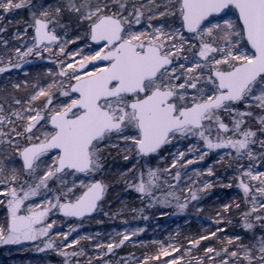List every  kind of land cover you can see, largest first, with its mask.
I'll use <instances>...</instances> for the list:
<instances>
[{
    "label": "snow or ice",
    "instance_id": "1",
    "mask_svg": "<svg viewBox=\"0 0 264 264\" xmlns=\"http://www.w3.org/2000/svg\"><path fill=\"white\" fill-rule=\"evenodd\" d=\"M21 9L28 10L30 23L14 33L19 44L6 60L0 55V73L21 68L33 56L55 68L48 70L49 81L25 82L23 89L31 90L24 98L3 97L16 107L0 104V207L6 210L0 245L38 242L64 264H108L105 256L145 229L118 232L119 241L106 244L99 233L70 239L76 227L52 235L58 219L82 223L109 215L106 153L123 151L125 161H136L121 177L142 202L169 207L174 201L184 212L211 184L190 177L177 195L180 167L224 151L218 162L230 157L229 166L237 163V187L251 205L241 214L247 236L221 239L217 232L224 229L217 228L186 238L187 247L152 240V251L132 259L264 264V171L252 164L259 159L264 167V0H56L46 6L0 0V13ZM179 143L187 151L170 152L171 164L150 166ZM245 158L247 165L239 163ZM207 175H213L211 167ZM133 211L148 219L143 208ZM212 238L219 247L201 243ZM82 242L94 243L97 255L81 260L87 256ZM201 249L202 255L194 254Z\"/></svg>",
    "mask_w": 264,
    "mask_h": 264
},
{
    "label": "rangeland",
    "instance_id": "2",
    "mask_svg": "<svg viewBox=\"0 0 264 264\" xmlns=\"http://www.w3.org/2000/svg\"><path fill=\"white\" fill-rule=\"evenodd\" d=\"M54 2L56 0H35V3L45 6ZM0 17H2L0 18V27L6 28L5 32H0V55L5 56L6 60V52L19 44V41L14 38V33H22L24 31V28L30 23V14L27 9H21L7 14L0 13ZM147 23L148 21L145 19L144 24L146 25ZM30 36L31 29H29L28 33V37ZM28 37H25V39ZM4 41H8V49H5ZM28 60L30 62L24 63L19 69L12 68L6 73H0V104L6 110H10V108L16 106H10L9 103L4 101L3 97H7L9 101L13 96L24 98L27 91L31 90L30 87L28 90L23 89L25 82L31 86L34 83H44L50 80L47 73L49 68L54 69L55 65L50 64L47 58L39 59L33 56L29 57ZM13 83L21 84V90H14L12 88ZM177 149L187 151V144L179 143L174 147L170 146L163 153L165 160H153L150 166L153 168L157 166L163 168L166 164H171V156L169 153L176 152ZM254 150L258 151L257 149ZM124 155L125 153L123 151L112 150L110 153H106L105 156V182L109 185V191L104 204V210L109 215L105 216L103 213H99L91 219L84 220L82 223L78 221L65 222L62 219H58L57 225L52 233L53 237H55L57 231H68L69 227H76L77 232L72 233L70 239H74L78 235H95L99 233L100 243L106 244L111 240L118 242L120 239L116 235L118 232L133 228H144L145 231L140 233L139 236L134 237L131 242L125 243L124 246L129 249L125 256L119 257L118 249H116L114 254H108L104 257V260L108 264H119L121 261L125 262V264H134L133 256L142 258V254L145 251L153 250L151 245L152 240L180 245L179 237L181 235H185L186 238H198L200 235H208L210 232L216 231L217 228L224 229L223 232H217V236L221 239L225 236H233L236 234L247 236V233L242 227L241 214L247 211L251 205L245 204L243 192L237 187L238 181L236 180V176L239 174L237 171V163H232L229 166L230 157H226L223 161L218 162L221 156H225L224 151L212 153L205 157L203 161H197L189 165L187 169L180 167L179 170L181 171L182 179L179 181L180 188L176 190L177 195L184 194L181 190L190 182V177L192 180L209 182L211 184V187L202 192L203 196L197 201L202 202V204L193 207V204L196 205L197 202H192L191 206L184 212L177 210L174 206V201L172 202L173 206L169 207H164L159 204L149 207L146 201L142 202L139 194L130 189L121 177V173H127V170L136 163L135 160L132 162L125 161L123 159ZM187 158L195 159L192 155H189ZM239 163L247 165L249 161L245 158ZM252 164L254 168L264 171V167H261V161L259 159L253 161ZM209 167L213 169L212 176L207 175ZM196 171L201 173L199 177L194 174ZM174 174L175 171H173ZM166 178L171 183H176L171 177ZM195 187H202V183H197ZM165 190H167L166 187ZM156 195L159 196L160 192H157ZM205 197L208 198L205 200ZM181 202L184 201L182 200ZM138 203L143 206L139 209H144L143 216L148 217V219L140 218L138 213L133 211V209L139 210ZM226 204L230 208L228 212L224 211V205ZM237 204H239V208H237ZM197 209H200V211H197ZM5 211V209L0 207V212H2L0 216H3ZM218 220L220 221L219 224L216 223ZM97 221H100V223H97ZM190 222L193 223L191 224ZM141 242L147 243L149 247L144 248ZM244 242L247 243V239ZM210 243L219 246L215 238L210 239ZM82 244L87 252V256L81 257V260H87L88 257L97 255L94 243L82 242ZM183 245L187 247V239ZM42 248L43 244L38 242L0 245V264H64V258L59 256L57 252L50 249L41 251L40 249ZM105 251L107 250L105 249ZM72 264H76L75 260L72 261Z\"/></svg>",
    "mask_w": 264,
    "mask_h": 264
},
{
    "label": "trees",
    "instance_id": "3",
    "mask_svg": "<svg viewBox=\"0 0 264 264\" xmlns=\"http://www.w3.org/2000/svg\"><path fill=\"white\" fill-rule=\"evenodd\" d=\"M213 190V189H212ZM201 196L200 197H202L203 196V193L201 192V194H200ZM208 197H205V200L207 199ZM202 199H204V198H202ZM202 204V202L200 203V202H197V204L195 205V204H193V207L195 206H200ZM140 207H143V206H141V204L140 203H138V209L140 208ZM192 207V208H193ZM191 224L193 223V222H190ZM185 234V233H184ZM193 238H196V237H193ZM213 239V238H212ZM179 242H180V244H185V242H186V236L185 235H181L180 237H179ZM204 246H206V245H212V246H214V247H219V246H215V245H213L212 243H210V239L207 241V244H206V241H202L201 242ZM210 245V246H211ZM129 251V249H128V247H125V246H122L121 248H119L118 249V256L119 257H123V256H125L126 255V253ZM194 254H196V255H202L203 254V250L201 249V251L199 252V253H194Z\"/></svg>",
    "mask_w": 264,
    "mask_h": 264
},
{
    "label": "flooded vegetation",
    "instance_id": "4",
    "mask_svg": "<svg viewBox=\"0 0 264 264\" xmlns=\"http://www.w3.org/2000/svg\"><path fill=\"white\" fill-rule=\"evenodd\" d=\"M160 21H153V23H159Z\"/></svg>",
    "mask_w": 264,
    "mask_h": 264
},
{
    "label": "bare ground",
    "instance_id": "5",
    "mask_svg": "<svg viewBox=\"0 0 264 264\" xmlns=\"http://www.w3.org/2000/svg\"><path fill=\"white\" fill-rule=\"evenodd\" d=\"M0 213H2V212H0Z\"/></svg>",
    "mask_w": 264,
    "mask_h": 264
}]
</instances>
